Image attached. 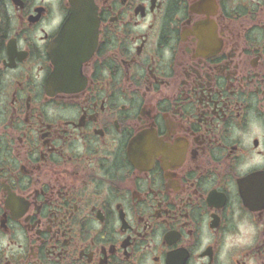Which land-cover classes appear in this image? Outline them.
Returning a JSON list of instances; mask_svg holds the SVG:
<instances>
[{"label":"flooded vegetation","instance_id":"obj_1","mask_svg":"<svg viewBox=\"0 0 264 264\" xmlns=\"http://www.w3.org/2000/svg\"><path fill=\"white\" fill-rule=\"evenodd\" d=\"M0 264H264V0H0Z\"/></svg>","mask_w":264,"mask_h":264}]
</instances>
